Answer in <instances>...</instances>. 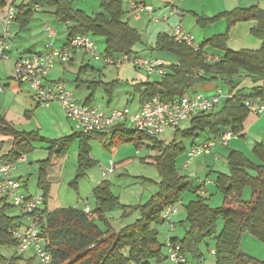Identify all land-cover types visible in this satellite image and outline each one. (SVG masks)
<instances>
[{"label": "trees", "instance_id": "1", "mask_svg": "<svg viewBox=\"0 0 264 264\" xmlns=\"http://www.w3.org/2000/svg\"><path fill=\"white\" fill-rule=\"evenodd\" d=\"M7 1L0 0V10L7 5ZM15 1H12L11 6H14ZM72 2L73 0H23L18 7L14 6L16 17L13 23L18 24L21 30L25 29L29 26L34 11L39 8L53 9L52 14L58 22L72 24L68 28L64 46L79 35L88 36L92 40V37H100L104 39L105 57L138 55L135 48L142 42V35L126 20L128 11L121 0L101 1L100 12L91 16L74 10ZM218 17L226 20V32L204 39L198 52L175 42L169 34H158L154 49L172 55L176 62L165 67L166 74L158 76L160 81L144 82L136 87L141 104L155 97H160L164 102L182 98L192 93L195 87L216 81H223L230 90V97L218 111L193 116L191 127L185 131L176 129L173 141L167 144L155 140L151 152L156 150L157 155L151 159L161 177L159 192L144 206L123 207L124 216L133 212L140 214L136 222L118 232L110 226L106 214L119 206V199L112 193L108 182L94 190L95 207L91 208L89 214L77 207L48 212L46 205L49 184L45 182L44 175L40 174L39 186L44 189V205L38 212L41 217L39 229L43 245L51 256L50 264H167L164 243L158 239L157 227L165 224L161 218L163 210L168 206H175L182 194L188 192L197 197L186 205L185 220L178 222L179 226H187L185 234L182 239L171 240L180 243L182 252L192 264H205L202 246L207 247L209 241L214 244L210 252H215V264H264V261L250 256L242 248V240L246 235L264 244V144L257 143L253 149L256 162L240 151L229 153V173H217L215 181L217 191L224 197V206L221 208H211L206 199L198 194L200 187L193 185L194 178L181 176L176 167L177 159L200 145L196 143L197 139L206 132L210 138L205 139V142L217 140L228 131H232L237 139L244 137L245 122L252 116L244 102L256 98L264 101V10L257 5L237 8L214 18H199L197 24L204 28ZM249 21L257 24L251 34L261 42L260 47L256 50L229 49V29L239 22ZM207 49H214L215 52L210 55ZM207 56L219 57L220 61L207 63ZM81 70H89V67ZM200 71H204L203 75L199 74ZM242 77L249 79L254 85H262L249 91L241 89L235 92L239 84L234 82ZM90 84L87 88L94 91L96 83ZM116 84H103L110 102ZM92 101L94 93L86 98L84 104L89 106ZM103 134H76L59 143L66 146L71 138H79L80 163L90 165L92 160L89 157V140ZM110 135L131 140L135 137L141 140L142 136L155 139L135 130H127L123 126L114 127ZM0 136L14 138L15 133L10 128L0 126ZM187 139L190 140L189 143ZM141 146L142 143L137 142V148ZM14 150L12 148L8 153H0L1 159L13 164L19 155ZM247 189L250 195L246 201L243 197ZM23 218L25 219V215L20 214L10 203L0 200V249L17 246V241L10 232L19 227ZM20 259L21 256L15 255L7 261L0 253V262L15 264Z\"/></svg>", "mask_w": 264, "mask_h": 264}, {"label": "rangeland", "instance_id": "2", "mask_svg": "<svg viewBox=\"0 0 264 264\" xmlns=\"http://www.w3.org/2000/svg\"><path fill=\"white\" fill-rule=\"evenodd\" d=\"M13 0H8L7 5L0 10V16L6 12ZM23 0H16L15 7H18ZM71 1V0H70ZM103 0H73L72 8L81 11L86 15H94L100 12V3ZM124 8L127 10L129 0H121ZM138 3L146 2L155 9V16L161 24H154L151 21L153 16L138 15L136 13H127L126 20L136 28L142 35V42L136 47H143L144 50L140 56L147 59L164 58L171 62L174 60L172 55L155 50L156 38L159 33H168L169 29L162 23L163 9L169 4V10L174 5L185 13L182 26L188 33L192 34L196 42L201 43L203 34L214 36L223 34L227 30V22L224 18L218 17L210 22L204 28L197 24L199 18H214L223 12L235 10L237 8H250L259 6L264 10V0H134ZM16 9V8H15ZM169 12V11H168ZM53 9L39 8L33 12L32 20L25 29L20 28L16 23L10 26V49L4 60H0V126L10 128L15 133L13 137L0 136V153H8L12 148L19 154L13 161L15 170L12 176L21 181L23 192L25 194H44V189L39 186L40 174L45 177V182L49 184L46 209L53 212L60 208L77 207L84 205L95 207L94 190L104 182L111 185L112 193L119 199V206L106 214L107 221L114 231L132 225L140 218L138 212H133L124 216L123 207L144 206L150 200L157 196L159 192V183L161 177L158 169L152 165L151 157L157 155V151L151 148L155 140L146 136L134 139L122 138L119 135L103 134L94 136L89 140V157L92 160L90 165L80 163V139L71 138L66 146L59 141L81 134L76 124L67 118L65 112L59 104H52L48 108L39 107L34 101L32 92L27 84H20L14 79V63L19 56V52H24L30 48L41 50L47 45L53 44L54 47L62 48L66 42L68 28L70 24H63L56 20L52 14ZM200 20V19H199ZM252 22V21H249ZM248 22H239L232 26L228 32L227 46L234 51L251 50L252 44L260 45V41L252 36L250 40L244 42H231L230 31L238 24ZM49 26L56 32L54 40L47 37L45 28ZM164 27V28H162ZM196 31V32H195ZM0 27V35H1ZM212 35V36H211ZM92 37V36H91ZM209 37V38H210ZM97 44L99 53L103 54L105 49L104 39L92 37ZM138 48H135L138 49ZM211 52L214 49H210ZM256 50V49H255ZM138 52V51H137ZM19 53V54H18ZM77 53L82 58L74 59L71 64H57L50 72L51 81L62 79L71 92L74 99L80 103L85 102V98L94 93V101L89 106L105 105L108 102L107 94L103 84L117 83L112 92L111 106H128L134 113L139 105V96L135 94L136 87L144 82H158L160 77L148 76L144 70L134 67L132 64H124L120 68L105 67L103 62L95 61L90 55L78 50ZM27 53L25 55H32ZM211 55V53H210ZM139 56V55H138ZM89 66V70H81ZM63 67L66 68L63 74ZM50 74V73H49ZM79 78V81L77 80ZM87 80L88 82H83ZM82 81V82H80ZM90 83H96L95 90H89L87 86ZM102 83V84H99ZM214 82L207 83L202 94L206 96L217 93ZM222 90L223 96L228 95L227 86L224 82L218 85ZM199 92V91H198ZM214 92V93H213ZM107 93V94H106ZM189 95H192L190 93ZM133 98V100H130ZM129 100V104L126 101ZM132 101V102H130ZM196 116V115H195ZM253 116H249L248 121ZM183 121L179 129L185 131L191 127V119ZM263 117L259 118V121ZM257 119V118H256ZM256 119L253 124L255 123ZM247 121V122H248ZM127 130H133V124L128 121L125 124ZM176 130H167L160 140L165 144L173 141ZM207 132L197 139V144H201L207 137ZM25 139L26 141H23ZM188 140V139H187ZM159 141V140H157ZM56 142V144H52ZM137 142L142 146L137 148ZM188 143L190 140L187 141ZM186 142V144H188ZM257 143L264 144V123L260 122L254 128L250 135L236 140H232L227 147H217L211 156L196 158L187 171L182 169L184 156H180L176 161V167L181 176L190 179L193 175L194 186H200L204 181H210L211 185L202 188L206 189L201 196L206 199L211 208H221L224 206V197L217 191L215 181L217 173L228 174L229 168L227 157L231 151H240L247 158L256 162L253 153ZM215 157L218 160H215ZM114 164V173L108 178H104L102 173ZM43 170V172H41ZM250 191L247 189L244 193V200H248ZM197 197L193 193L182 194L181 200L175 205L179 209V214L174 218L175 227L171 232L166 224L157 227L159 241L164 243L168 238L182 239L187 226H179V221L186 218V205ZM90 207V208H91ZM13 214H16L14 212ZM219 228H222L220 222ZM214 248L212 241H209L207 247L202 246V252L205 258V264H215V256L210 250ZM243 250L250 256L264 261V244L258 239L246 235L242 240ZM0 253L7 261H10L16 254V248L4 247ZM164 253L166 249L164 247ZM22 259L17 260L15 264H40L34 257L33 251L27 252ZM0 264H8L0 262Z\"/></svg>", "mask_w": 264, "mask_h": 264}, {"label": "built area", "instance_id": "3", "mask_svg": "<svg viewBox=\"0 0 264 264\" xmlns=\"http://www.w3.org/2000/svg\"><path fill=\"white\" fill-rule=\"evenodd\" d=\"M128 13H136L140 16H153L151 21L159 23L156 18L155 9L146 2H136L129 0L127 5ZM16 17V9L10 6L3 16H0V60H4L10 49V26ZM175 17L177 22L172 28L171 36L175 42L190 47L194 52L200 50V43L196 42L194 36L188 33L182 26L185 13L174 5L169 12L162 18L168 21ZM49 39L54 40L56 32L49 26L45 28ZM81 50L90 55L92 59L103 62L105 67L120 68L124 64H132L134 67L142 69L148 76H164L166 74L164 62L143 58L138 55H120L116 57H105L99 53L97 44L88 36L79 35L72 38L66 46L62 48L54 47L53 44L47 45L45 50L32 55L20 54L14 63V79L20 84H27L32 92L34 101L41 108H48L52 104H59L68 119L72 120L82 134L104 133L110 134V131L120 124L131 121L133 130L144 133L157 140L167 130H176L180 124L201 113H214L218 111L224 102L230 97L223 96L219 90L216 94L205 96L194 93L185 95L182 98H176L172 101L164 102L160 97H155L143 103L137 111L132 113L128 106L115 108L111 111H105L98 107L88 106L74 99V94L62 80L49 81L48 75L57 64L68 63L72 52ZM207 63H218L219 57L207 56ZM204 71L199 74L203 75ZM1 91V88H0ZM246 109L252 116L264 115V101L248 99L244 102ZM237 136L232 132H225L219 139L210 140L204 144L193 147L186 155L182 169L187 171L191 163L199 157L211 155L215 149L227 146ZM15 170L13 164H9L1 159L0 155V200L10 203L20 214L25 215L26 225L22 228L11 230V235L17 241L16 254L23 256L29 251H33L35 259L40 264H50L51 256L46 251L41 239L39 220V210L43 208L44 197L39 194H25L21 181L12 176ZM114 173V164L102 173L104 178H108ZM192 178H195L194 175ZM210 181H204L200 184L198 194L201 196L205 190L202 188L210 185ZM87 214L91 212L89 205L83 207ZM179 214L177 206L166 207L161 215L164 223L168 225L169 231L174 230V218ZM166 249L167 264H192L184 255L181 245L178 241L168 238L164 242ZM214 251L211 254L214 255Z\"/></svg>", "mask_w": 264, "mask_h": 264}, {"label": "crops", "instance_id": "4", "mask_svg": "<svg viewBox=\"0 0 264 264\" xmlns=\"http://www.w3.org/2000/svg\"><path fill=\"white\" fill-rule=\"evenodd\" d=\"M160 11H163V13H160L159 15H164V14H167L168 13V11H169V4L167 5V6H165L163 9H160ZM156 12V11H155ZM163 18V17H162ZM176 22H177V19L175 18V17H171L168 21H164L162 24L163 25H165L166 27H168V29H169V32L168 33H166V34H169V35H171V31H172V28L175 26V24H176ZM154 24H161V23H154ZM256 22H254V21H252V22H248V23H243V24H238V25H236L234 28H232L231 29V31H230V40H231V42L233 43V42H244V41H248V40H250V38H252L251 37V35H250V33H251V31H252V29H254L255 27H256ZM162 28H164V27H162ZM188 32V31H187ZM196 32V31H195ZM162 33H165V32H162ZM160 34V33H159ZM219 35V34H218ZM158 36V35H157ZM212 36V35H211ZM215 36V35H214ZM48 37V36H47ZM210 36H207V34L206 33H204L203 34V38H202V41L204 40V39H207V38H209ZM66 43V42H65ZM64 43V44H65ZM260 45H261V42H260ZM260 45L258 46V45H256L255 43H253L252 44V47L253 48H251V50H255V49H258L259 47H260ZM46 48V47H45ZM45 48H43V49H41V50H36V49H33V48H30V49H28V50H26V51H24V52H19L20 54H27V53H40V52H43L44 50H45ZM136 48H138V47H136ZM141 48H143V47H139L138 49H136V51H138V55L140 56V53L141 52H143L144 50H141ZM232 50V49H231ZM207 51L209 52V53H213V52H215V51H212L211 52V50L210 49H207ZM18 53V54H19ZM162 53H164V52H162ZM19 54V55H20ZM167 54V53H166ZM82 58L78 53H77V50H75V51H73L72 52V56H71V59L69 60V62L67 63V64H72L73 63V61H74V59H76V58ZM173 57V56H172ZM173 61L171 62L169 59H164V58H160V57H158V58H154V60H158V61H161V62H164L165 64H167V65H170V64H173V63H175L176 61H175V58L173 57ZM89 67V66H88ZM63 74H65V71H67L66 70V68H64L63 67ZM82 69V68H81ZM50 75H51V72H50V74L48 75V80L49 81H51V79H53V78H51L50 77ZM79 79V78H78ZM60 80H62V79H60ZM63 81V80H62ZM80 82H82V81H80ZM86 82H88L87 80H86ZM223 81H216V82H214L213 83V85H215V90L214 91H216L217 89H219V90H222L218 85L219 84H221ZM235 84H239L238 85V87L236 88V90H235V92L236 91H238V90H241V89H245L246 91H249V90H251L252 88H254V87H256V86H260V85H262V83H258L257 85H254L249 79H247V78H244V77H242L241 79H239V80H235V82H234ZM205 87H206V84H204V85H201V86H198V87H195L194 89H193V92H192V94H194V93H199V94H202V90H204L205 89ZM202 89V90H201ZM205 90H207V89H205ZM219 90H217V91H219ZM227 90H228V95H229V93H230V90H229V87L227 86ZM199 91V92H198ZM135 93H136V90L134 91ZM214 93V92H213ZM137 94V93H136ZM205 94V93H204ZM203 94V95H204ZM215 94V93H214ZM211 95H213V94H211ZM206 96V95H205ZM88 97V96H87ZM86 97V98H87ZM86 98H85V100H86ZM107 100H108V102L107 103H105V105H103V104H99L98 106H96V105H94V107H98V108H100V109H102V110H105V111H111V110H113V109H115V108H119V107H123V106H111V104H112V101L110 102L109 101V99L108 98H106ZM130 100H133V98H131ZM130 102H132V101H130ZM126 104H129V100L128 101H126ZM142 104L140 103V101H139V105H138V108H137V110L139 109V107L141 106ZM136 110V111H137ZM252 118H254V119H250L248 122L246 121L245 122V125H244V135L245 136H247V135H250L251 134V132H252V130L254 129V128H256L258 125H259V123L260 122H263L264 123V116H263V118L259 121V118H257L256 119V117H252ZM261 118V117H260ZM256 119V121H255V123L253 124L252 122H254V120ZM126 124V123H125ZM125 124H120V125H117V126H123V127H125ZM116 126V127H117ZM176 132V131H175ZM108 135H110V134H108ZM175 135V134H174ZM244 136V137H245ZM207 138H210V136H208ZM162 142V141H161ZM203 142H205V141H203ZM202 142V143H203ZM232 142V141H231ZM162 143H164V142H162ZM200 144V143H199ZM186 155H187V153L184 155V161H185V159H186ZM212 155V154H211ZM211 155H208V156H211ZM202 157H207V156H202ZM199 158H201V157H199ZM214 158H215V160H218V158L217 157H215L214 156ZM184 161H183V163H184ZM194 162V161H193ZM192 162V163H193ZM191 163V164H192ZM191 166V165H190ZM196 179V178H195ZM194 179V180H195ZM205 191H206V189H205ZM85 206V205H84ZM83 206V207H84ZM90 206V205H89ZM83 207L81 208V209H83ZM91 207V206H90ZM92 208V207H91ZM26 225V220L23 218L20 222H19V224H18V228H22V227H24ZM21 257H23V256H21Z\"/></svg>", "mask_w": 264, "mask_h": 264}]
</instances>
